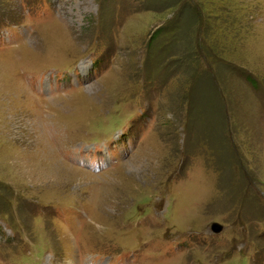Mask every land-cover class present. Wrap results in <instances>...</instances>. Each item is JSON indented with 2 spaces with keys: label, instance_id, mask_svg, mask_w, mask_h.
I'll return each instance as SVG.
<instances>
[{
  "label": "rangeland",
  "instance_id": "obj_1",
  "mask_svg": "<svg viewBox=\"0 0 264 264\" xmlns=\"http://www.w3.org/2000/svg\"><path fill=\"white\" fill-rule=\"evenodd\" d=\"M0 264H264V0H0Z\"/></svg>",
  "mask_w": 264,
  "mask_h": 264
},
{
  "label": "water",
  "instance_id": "obj_2",
  "mask_svg": "<svg viewBox=\"0 0 264 264\" xmlns=\"http://www.w3.org/2000/svg\"><path fill=\"white\" fill-rule=\"evenodd\" d=\"M223 230V226L218 223H214L212 225V231L216 234H220Z\"/></svg>",
  "mask_w": 264,
  "mask_h": 264
}]
</instances>
